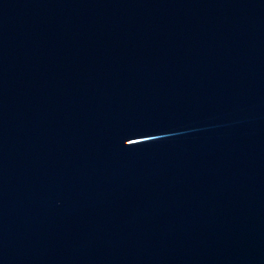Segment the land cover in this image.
<instances>
[{"label": "water", "instance_id": "95a60500", "mask_svg": "<svg viewBox=\"0 0 264 264\" xmlns=\"http://www.w3.org/2000/svg\"><path fill=\"white\" fill-rule=\"evenodd\" d=\"M0 264H264V0H0Z\"/></svg>", "mask_w": 264, "mask_h": 264}]
</instances>
